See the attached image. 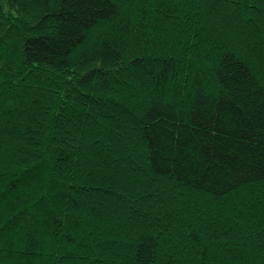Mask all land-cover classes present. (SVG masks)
Wrapping results in <instances>:
<instances>
[{
  "label": "trees",
  "instance_id": "1",
  "mask_svg": "<svg viewBox=\"0 0 264 264\" xmlns=\"http://www.w3.org/2000/svg\"><path fill=\"white\" fill-rule=\"evenodd\" d=\"M0 264H264V0H0Z\"/></svg>",
  "mask_w": 264,
  "mask_h": 264
}]
</instances>
